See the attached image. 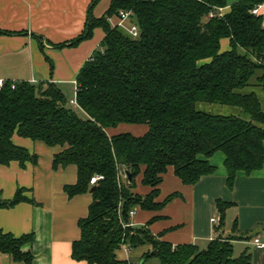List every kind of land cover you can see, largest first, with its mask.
I'll return each mask as SVG.
<instances>
[{
	"label": "trees",
	"instance_id": "trees-1",
	"mask_svg": "<svg viewBox=\"0 0 264 264\" xmlns=\"http://www.w3.org/2000/svg\"><path fill=\"white\" fill-rule=\"evenodd\" d=\"M261 4L264 0H111L102 16L93 15L91 6L83 33L69 44L90 38L96 27L105 35L78 73L77 105L51 80L7 79L0 86V164L37 161L36 154L13 142L17 132L58 148L54 167L76 165L77 182L64 188L69 197L92 195L88 215L79 221L81 236L73 243L75 259L127 264L117 257L124 244H150L162 264H252L250 252L235 255L234 234L220 233L202 249L173 246L148 226L134 227L130 211L159 210L173 198L157 200L169 168L185 184L213 174L217 167L210 158L217 152L225 156L229 188L239 171L251 175L264 168V109L255 90L264 91V15L253 12ZM121 11L131 13L138 36L111 23ZM223 39L229 40L228 49L222 48ZM199 103L240 111L214 114L200 110ZM125 124L148 129L141 136L108 133ZM126 171L133 174L131 181ZM94 175L103 178L91 185ZM139 175L151 188L145 195L135 191ZM22 193L6 199L0 192V208L25 200ZM230 204L217 201V230ZM31 242V234L16 237L0 229V251L15 260L32 262L31 251L24 250Z\"/></svg>",
	"mask_w": 264,
	"mask_h": 264
},
{
	"label": "crops",
	"instance_id": "crops-1",
	"mask_svg": "<svg viewBox=\"0 0 264 264\" xmlns=\"http://www.w3.org/2000/svg\"><path fill=\"white\" fill-rule=\"evenodd\" d=\"M99 1L0 0V79L51 80L65 94L66 90H73L75 96L78 73L101 45L105 33L102 27H96L90 38L76 45L69 42L83 33L89 10ZM258 12L264 15V4L258 7ZM61 43L68 45H53ZM222 48H229L228 39L222 40ZM255 90L264 109V91L259 87ZM198 108L214 114H238L240 111L237 107L209 106L208 103H199ZM80 111L83 113L82 109ZM147 129L142 124H125L109 128L108 133L127 131L141 136ZM12 140L38 158L24 165L18 160L0 164L3 197L12 199L22 189L26 198L12 207L0 208V229L16 237L31 234L32 242L24 250H30L33 258L27 263L0 251V264H86L75 259L72 252L74 241L81 236L79 221L88 215L92 195L69 197L64 189L77 182L76 165L54 167L58 148L17 132ZM224 160L222 152L215 153L210 158L217 167L215 172L201 177L196 184H185L174 169L169 168L159 185L157 200L162 202L171 195L173 198L159 210L136 208V213L130 216L131 224L148 226L155 236L173 246L190 243L201 249L220 233L223 236L234 234L238 236L233 241L235 255L248 251L252 264H264V248L253 244L255 237L264 241V168L251 175L239 171L233 188H229ZM135 191L143 195L151 191L149 186L143 185L142 175L136 178ZM218 200L231 203L219 230ZM213 218L218 219V223L213 222ZM150 220L153 221L149 224ZM150 251H153L150 244L134 248L124 244L117 251V257L127 264H162L156 254L143 258Z\"/></svg>",
	"mask_w": 264,
	"mask_h": 264
},
{
	"label": "built area",
	"instance_id": "built-area-1",
	"mask_svg": "<svg viewBox=\"0 0 264 264\" xmlns=\"http://www.w3.org/2000/svg\"><path fill=\"white\" fill-rule=\"evenodd\" d=\"M253 12L254 13H257L258 12V8L254 9ZM223 13H224V10L221 9L220 10V15L223 14ZM211 16H213L212 13H211ZM111 20H112V18H110V21ZM112 24H115V23L112 22ZM116 24L119 25V26H121V27H124L125 29H127L133 36H138V34H139L138 26L134 22L131 21V13L129 11H121L120 12V16H119L118 21L116 22ZM4 81L5 80L0 79V86L3 85ZM70 103L72 105H77L76 98L75 97L72 98L70 100ZM101 178H103V176H101V175H94L91 178V180H90L91 185H95L97 183V181L100 180ZM135 213H136V209H132L130 211V216H133ZM212 220H213V222L218 223V219L213 218ZM253 244L256 247H258V248H264V241L261 240L259 237H255L253 239Z\"/></svg>",
	"mask_w": 264,
	"mask_h": 264
},
{
	"label": "rangeland",
	"instance_id": "rangeland-1",
	"mask_svg": "<svg viewBox=\"0 0 264 264\" xmlns=\"http://www.w3.org/2000/svg\"><path fill=\"white\" fill-rule=\"evenodd\" d=\"M110 3H111V0H100L98 3H97V5L93 8V15H95V16H102L105 12H106V10L108 9V7L110 6ZM113 23H115L116 24V22L118 21L117 19H114V18H112V20H111ZM111 22V23H112ZM98 48H101V45L100 46H98ZM72 91L73 90H66V94H67V96L68 97H74V94L72 93ZM209 106H212V104L210 105L209 104ZM220 106H223V105H220ZM79 112V114L81 115V116H84L83 114H82V112L81 111H78ZM220 113V112H219ZM222 113V112H221ZM231 218V217H230ZM231 221V220H230Z\"/></svg>",
	"mask_w": 264,
	"mask_h": 264
},
{
	"label": "water",
	"instance_id": "water-1",
	"mask_svg": "<svg viewBox=\"0 0 264 264\" xmlns=\"http://www.w3.org/2000/svg\"><path fill=\"white\" fill-rule=\"evenodd\" d=\"M125 175H126V178H127L129 181H131V180L133 179V174H132L131 172L126 171V172H125ZM94 189H95V186L92 187L91 191H93ZM157 253H158L157 250H153V251L151 252V254H157Z\"/></svg>",
	"mask_w": 264,
	"mask_h": 264
}]
</instances>
